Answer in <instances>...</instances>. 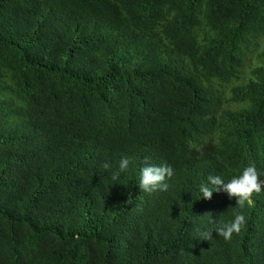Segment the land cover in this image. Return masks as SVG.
<instances>
[{"label":"trees","instance_id":"obj_1","mask_svg":"<svg viewBox=\"0 0 264 264\" xmlns=\"http://www.w3.org/2000/svg\"><path fill=\"white\" fill-rule=\"evenodd\" d=\"M260 40L264 0H0V264H264V189L199 190L264 180Z\"/></svg>","mask_w":264,"mask_h":264},{"label":"clouds","instance_id":"obj_2","mask_svg":"<svg viewBox=\"0 0 264 264\" xmlns=\"http://www.w3.org/2000/svg\"><path fill=\"white\" fill-rule=\"evenodd\" d=\"M130 160L123 157L119 163V170L113 172L112 179L119 178L120 173L125 171L129 166ZM104 169H109L111 165L105 162L101 165ZM174 170L170 166H145L141 169V177L139 182V189L144 192H154L156 190L167 191L169 188L166 182L167 178H171ZM261 173L256 169L255 165H249L244 168L239 176H234L228 183H224V179L220 176H208L207 183L200 185V192L202 198L210 200L213 192L223 191L229 197L236 198V207L243 209L245 204L251 205L253 203V194H259L264 189V180L260 179ZM233 219L228 221H221L220 226L216 229L219 237L224 240H230L233 234H238L242 227L246 224V217L242 212H233ZM211 233H205V239H210Z\"/></svg>","mask_w":264,"mask_h":264},{"label":"rangeland","instance_id":"obj_3","mask_svg":"<svg viewBox=\"0 0 264 264\" xmlns=\"http://www.w3.org/2000/svg\"><path fill=\"white\" fill-rule=\"evenodd\" d=\"M263 45L264 44L262 43V40H260L259 44H255L257 49H255V47H253L252 52L247 56L246 64H245V68H244V75H248L250 72L251 66L258 62V54H259V51L262 49L261 47Z\"/></svg>","mask_w":264,"mask_h":264}]
</instances>
